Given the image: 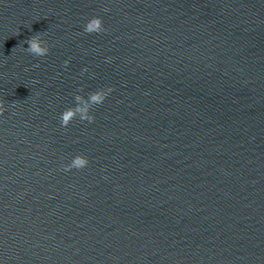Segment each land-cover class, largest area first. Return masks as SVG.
<instances>
[{"label": "water", "instance_id": "1", "mask_svg": "<svg viewBox=\"0 0 264 264\" xmlns=\"http://www.w3.org/2000/svg\"><path fill=\"white\" fill-rule=\"evenodd\" d=\"M0 100V264H264V0H0Z\"/></svg>", "mask_w": 264, "mask_h": 264}, {"label": "clouds", "instance_id": "2", "mask_svg": "<svg viewBox=\"0 0 264 264\" xmlns=\"http://www.w3.org/2000/svg\"><path fill=\"white\" fill-rule=\"evenodd\" d=\"M107 10V9H106ZM85 33H102L106 31L103 25V20L101 17L94 16L84 26ZM28 47L24 50L36 57H45L49 51L50 46L47 41L43 40L40 34L33 35L31 38L26 40ZM67 65L68 61L64 62ZM83 71H87L84 69ZM82 91V89H80ZM113 91L111 87L107 89H98L94 92L88 94L87 98L82 95H75V106L66 108L60 115V125L63 128L67 126L74 120L79 118L81 121H87L92 123L94 121V116L91 115V110L98 105L103 104L107 96ZM5 111L4 101L0 100V114ZM89 160L84 155H76L70 163L62 166L64 171H70L72 169L81 170L87 167Z\"/></svg>", "mask_w": 264, "mask_h": 264}]
</instances>
